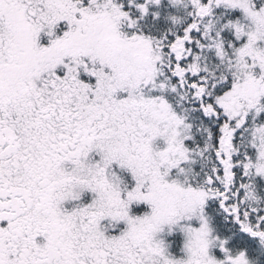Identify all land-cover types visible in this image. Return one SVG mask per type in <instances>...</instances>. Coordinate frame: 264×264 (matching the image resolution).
I'll return each instance as SVG.
<instances>
[{
  "label": "snow or ice",
  "instance_id": "obj_1",
  "mask_svg": "<svg viewBox=\"0 0 264 264\" xmlns=\"http://www.w3.org/2000/svg\"><path fill=\"white\" fill-rule=\"evenodd\" d=\"M0 264H264V0H0Z\"/></svg>",
  "mask_w": 264,
  "mask_h": 264
}]
</instances>
